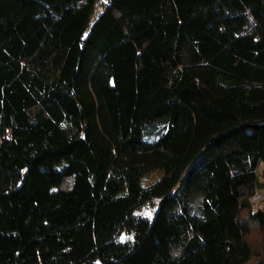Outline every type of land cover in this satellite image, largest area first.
<instances>
[{
  "label": "trees",
  "instance_id": "16d2710c",
  "mask_svg": "<svg viewBox=\"0 0 264 264\" xmlns=\"http://www.w3.org/2000/svg\"><path fill=\"white\" fill-rule=\"evenodd\" d=\"M261 163L264 0H0V264H264Z\"/></svg>",
  "mask_w": 264,
  "mask_h": 264
},
{
  "label": "rangeland",
  "instance_id": "374dc122",
  "mask_svg": "<svg viewBox=\"0 0 264 264\" xmlns=\"http://www.w3.org/2000/svg\"><path fill=\"white\" fill-rule=\"evenodd\" d=\"M264 169V165L263 163H261L258 167L257 170V177H258V181L260 184L264 183V180L262 179V170ZM250 203L253 205L254 208H258L261 209L262 211H264V191L261 189H257L255 195L253 196V198L250 199ZM249 242L251 244L252 250H257L258 249V244L260 242V237L259 234L253 230V232L251 233V236L249 238ZM261 255L264 254V250L261 249ZM258 252V251H257ZM259 253V252H258Z\"/></svg>",
  "mask_w": 264,
  "mask_h": 264
},
{
  "label": "snow or ice",
  "instance_id": "6c2138e0",
  "mask_svg": "<svg viewBox=\"0 0 264 264\" xmlns=\"http://www.w3.org/2000/svg\"><path fill=\"white\" fill-rule=\"evenodd\" d=\"M105 2H107V0H105ZM139 215V214H138ZM143 215H145V216H148L149 218L151 217V215H152V213L151 212H145V213H143ZM121 239L122 240H124L125 239V237H121ZM128 239H131L130 237H128Z\"/></svg>",
  "mask_w": 264,
  "mask_h": 264
}]
</instances>
